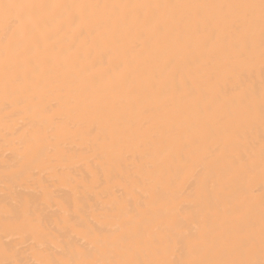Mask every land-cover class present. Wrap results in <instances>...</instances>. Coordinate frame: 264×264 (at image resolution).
Returning a JSON list of instances; mask_svg holds the SVG:
<instances>
[{"label": "bare ground", "instance_id": "obj_1", "mask_svg": "<svg viewBox=\"0 0 264 264\" xmlns=\"http://www.w3.org/2000/svg\"><path fill=\"white\" fill-rule=\"evenodd\" d=\"M0 264H264V0H0Z\"/></svg>", "mask_w": 264, "mask_h": 264}]
</instances>
